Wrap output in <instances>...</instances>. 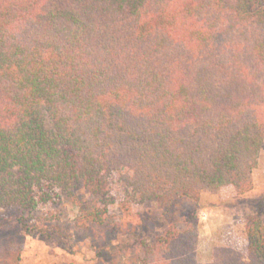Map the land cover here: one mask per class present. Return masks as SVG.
Returning <instances> with one entry per match:
<instances>
[{
  "label": "trees",
  "instance_id": "1",
  "mask_svg": "<svg viewBox=\"0 0 264 264\" xmlns=\"http://www.w3.org/2000/svg\"><path fill=\"white\" fill-rule=\"evenodd\" d=\"M261 70L264 0H0V220L29 232L72 202L81 224L106 225L118 181L153 205L250 191ZM245 235L246 255L219 246L207 264H264L260 215ZM197 243L194 216L171 220L139 264H201Z\"/></svg>",
  "mask_w": 264,
  "mask_h": 264
},
{
  "label": "rangeland",
  "instance_id": "2",
  "mask_svg": "<svg viewBox=\"0 0 264 264\" xmlns=\"http://www.w3.org/2000/svg\"><path fill=\"white\" fill-rule=\"evenodd\" d=\"M118 19V23L130 24L125 13ZM242 48L241 67L250 73L254 58L247 47ZM257 78L258 83H264L263 70ZM252 176L253 187L248 192L238 193L226 185L217 190L203 189L194 199L168 205L131 202L118 181L117 201L126 209L122 208L121 214L118 202L113 204L106 225L81 224L80 210L72 202L62 204L54 221L31 222L36 228L29 232L13 218L0 220V264L5 259L7 264H139L142 239H152L171 220L180 227L189 216L197 223V259L201 264L209 263L219 246L234 247L246 255V219L254 214L264 219V141ZM48 208L50 205H43L41 211ZM0 215L12 214L1 211Z\"/></svg>",
  "mask_w": 264,
  "mask_h": 264
}]
</instances>
